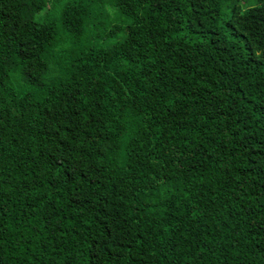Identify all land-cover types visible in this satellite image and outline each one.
Returning a JSON list of instances; mask_svg holds the SVG:
<instances>
[{
  "label": "trees",
  "instance_id": "trees-1",
  "mask_svg": "<svg viewBox=\"0 0 264 264\" xmlns=\"http://www.w3.org/2000/svg\"><path fill=\"white\" fill-rule=\"evenodd\" d=\"M0 264H264V0H0Z\"/></svg>",
  "mask_w": 264,
  "mask_h": 264
}]
</instances>
